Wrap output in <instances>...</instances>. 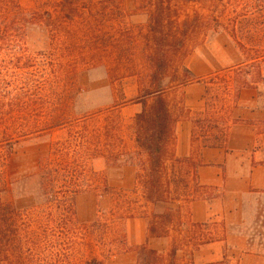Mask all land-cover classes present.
<instances>
[{
    "label": "rangeland",
    "instance_id": "rangeland-1",
    "mask_svg": "<svg viewBox=\"0 0 264 264\" xmlns=\"http://www.w3.org/2000/svg\"><path fill=\"white\" fill-rule=\"evenodd\" d=\"M65 1L0 0V105L15 108L14 124L0 125V203L42 232L45 225L62 227L67 195L77 226L73 263L131 264L123 258L137 252L127 225L153 211L137 183L138 168L124 163L136 151L134 118L141 108L134 101L151 73L149 27L133 18L140 12L136 0H75L76 10H65ZM225 3L217 33L213 22L212 29L186 38L188 65L195 60L200 74L213 72L204 92L192 94L193 112L184 115L199 147L224 143L245 78L255 83L264 107L263 19L252 3L235 26L233 11L241 9V0ZM180 10L182 19L211 15L206 6ZM244 63L253 66L250 75L238 70ZM180 91L174 95L178 104L185 101ZM47 159L62 164V194L43 183L40 166ZM168 168L175 198L185 204L201 198L194 194L191 159L170 161ZM74 190L76 195L64 194Z\"/></svg>",
    "mask_w": 264,
    "mask_h": 264
},
{
    "label": "trees",
    "instance_id": "trees-1",
    "mask_svg": "<svg viewBox=\"0 0 264 264\" xmlns=\"http://www.w3.org/2000/svg\"><path fill=\"white\" fill-rule=\"evenodd\" d=\"M71 1H65V10H76L75 0L73 3ZM252 3L255 5L252 8L254 15L264 22V0H241L237 5L241 9L233 11L236 14L235 26L242 22L241 18L248 16L247 6ZM144 4L150 15L147 36L152 40L145 39V48L150 49L148 58L151 73L147 87L142 89L143 95L134 101L142 106L141 112L134 118L136 151L133 155L127 154L128 159L124 163L138 168L137 183L143 190L145 201L153 206L150 213L149 239L170 238L171 241L167 254L151 248L148 243L137 247V264H181L178 253L183 246H191L194 251L212 242L213 238L204 235L206 225L192 224L183 219L185 203L173 196L172 184L175 176L169 171L168 163L182 160L176 158L175 154V129L178 122L189 118L184 115H189L190 112L185 102L178 104L174 100V95L196 81L193 73L184 66L185 60L190 56L186 38L193 33L210 29L213 22L217 24L213 29L217 33L218 26L221 25L219 14L227 10V4L225 0H145ZM198 6H206L211 15L203 17L195 12L194 15H185L182 19V7ZM214 16L216 19H213ZM173 35L182 39L171 38L169 41L168 38ZM252 67L244 63L238 70H248L247 74L250 75ZM259 76L263 80L261 73ZM255 86V83H249L245 78L238 85L237 98L243 89H256ZM14 112L13 106L0 105V125L14 124L11 122ZM7 126L11 127L12 124ZM121 158L122 153L117 157L118 162ZM61 166L60 163L55 165L50 159L43 160L40 166L47 190L59 194L63 190L60 183ZM195 177L194 168V194L200 195V187L196 184ZM76 193L74 190L64 194ZM64 199L66 204L62 227L45 225L42 232L32 229L16 209L0 203V264H74L70 247L74 242L73 234L77 230V226L73 225L76 215L73 200L67 195ZM159 207L164 208V211L159 212ZM87 264L104 262L93 259Z\"/></svg>",
    "mask_w": 264,
    "mask_h": 264
},
{
    "label": "crops",
    "instance_id": "crops-1",
    "mask_svg": "<svg viewBox=\"0 0 264 264\" xmlns=\"http://www.w3.org/2000/svg\"><path fill=\"white\" fill-rule=\"evenodd\" d=\"M144 1L133 3V7L140 9L133 18H141L149 26L150 15ZM188 63L189 58L185 65L196 81L180 92L185 96L184 104L193 112L192 94L204 92L201 86L213 72L200 74L197 61ZM136 106L141 108L140 113L142 106ZM233 118L236 121L227 129L226 139L220 145L199 147L191 118L176 126V158L192 159L201 191V198L184 205L183 219L206 225L204 235L213 238L194 251L191 246H183L178 253L181 264H264V107L257 89L241 91ZM150 213L127 225L129 244L137 248L148 243L167 254L170 238L149 239ZM123 258L137 264L138 255L129 251Z\"/></svg>",
    "mask_w": 264,
    "mask_h": 264
}]
</instances>
